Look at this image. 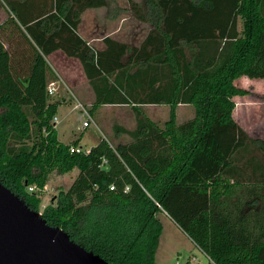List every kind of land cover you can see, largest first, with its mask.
Here are the masks:
<instances>
[{"label": "trees", "instance_id": "16d2710c", "mask_svg": "<svg viewBox=\"0 0 264 264\" xmlns=\"http://www.w3.org/2000/svg\"><path fill=\"white\" fill-rule=\"evenodd\" d=\"M0 3L7 187L38 211L50 175L78 169L42 216L109 264H158L163 213L214 264H264V139L235 118V98L248 93L236 81L264 79V0H130L133 15L154 28L139 45L107 36L104 49L78 29L82 14L107 0ZM56 51L80 60L94 91L92 114L108 104L132 108L135 126L114 127L128 140L101 137L76 152L79 139L60 140L53 118L64 101L47 90ZM148 104L169 105L170 119L150 118ZM180 104L195 116L178 123Z\"/></svg>", "mask_w": 264, "mask_h": 264}, {"label": "rangeland", "instance_id": "374dc122", "mask_svg": "<svg viewBox=\"0 0 264 264\" xmlns=\"http://www.w3.org/2000/svg\"><path fill=\"white\" fill-rule=\"evenodd\" d=\"M120 3L121 7L125 6L121 12V17H123L122 26L130 27L131 20L128 19L130 14L128 0H120ZM6 18L7 12L0 3V23ZM102 18V12L88 14L87 18H85L84 26H82L86 29L83 31L84 36H87L89 34L88 29L90 30V27H92L98 19L102 20ZM138 27H140V29L136 35L138 37L136 43L146 34V31H143L141 27L150 26L146 23L138 22ZM113 29L114 25L111 24L108 30L113 31ZM103 35L104 34H99L98 36L102 37ZM125 35L126 34L122 32V37H125ZM95 43L97 46H100L101 42ZM50 61L60 70L59 72L62 76L67 79V73L57 64L58 60L54 61L50 59ZM82 75L83 74H81L79 70L75 71L73 75L80 84L85 82L82 79ZM68 84L74 95L70 92L65 93V88L60 87L58 93L53 96V99L64 101L58 109V121L56 122L58 136L61 141L72 143L79 139V148L82 150H89L99 142L101 137H106L115 144L118 141L128 140V136L126 135L118 137L119 135L115 132L114 127L116 125H122L133 128L135 126V114L130 106H100L92 114L94 123L84 128L83 121L86 117H83L80 109L75 106L77 103L76 99L81 101L90 111L93 97L89 95L82 96L71 86L69 81ZM236 84L248 91L246 95L235 98L236 120L252 137L264 139V79L242 77L236 81ZM145 113L156 122L162 124L170 119V106L167 104L149 106L145 108ZM194 116L195 108L192 105L186 108H177L178 123L190 120ZM78 173V169H75L73 172L67 174H60L55 171L50 175L47 185L42 190L40 189L42 202L38 211L41 214L48 205L56 204L59 193L62 190L66 191L70 188ZM29 191H32L30 187ZM159 218L163 223V234L157 250L156 260L158 264H177V262L178 264H187L193 256H196L203 264H214L178 227V225L166 215V213L160 214Z\"/></svg>", "mask_w": 264, "mask_h": 264}, {"label": "water", "instance_id": "95a60500", "mask_svg": "<svg viewBox=\"0 0 264 264\" xmlns=\"http://www.w3.org/2000/svg\"><path fill=\"white\" fill-rule=\"evenodd\" d=\"M0 264H109L0 180Z\"/></svg>", "mask_w": 264, "mask_h": 264}, {"label": "crops", "instance_id": "0c3cea01", "mask_svg": "<svg viewBox=\"0 0 264 264\" xmlns=\"http://www.w3.org/2000/svg\"><path fill=\"white\" fill-rule=\"evenodd\" d=\"M107 1H108L107 6H102V7H98V8H89L82 14V22H81L80 27L78 29L79 34L84 39H86L92 46H94L97 49H104L105 48V44H104L103 39L107 36H110V37H112L116 40L122 41V42L129 43L130 45H139L145 39V37L147 36L149 31L154 28L152 23L143 22V21L138 20L133 15L132 10L129 9L130 14H129L128 19L131 20L130 21L131 24H130V27H123L122 26L123 25V23H122L123 17H121V12L125 8V6L121 7L120 0H107ZM129 1L130 0H128V4H129ZM136 1H138V0H136ZM101 12L103 14L102 20L98 19L97 22H95V24L92 27H90V30L88 29L89 34L88 35L86 34L87 36H84L83 31L85 28L82 26H84L85 18H87V15L91 14V13H101ZM125 19H127V18H125ZM138 22L146 23L150 27H141L143 29V31H146V34H144L143 38L138 43H136V41L138 40L137 39L138 37L136 35L138 34L139 29H140V27H138ZM109 24L114 25L113 31L108 30V27H110ZM122 32H124V34H126L125 37H122ZM99 34H104V35L102 37H99L98 36ZM95 42H99V43L101 42L100 46H97ZM50 59H52L54 61L58 60V62H57L58 66H60V68H62V70L67 73L68 81L70 82L71 86L73 88H75L76 91H78L79 94H81L82 96L89 95V96L93 97V99H94V91L91 88V86L88 82V79L86 78L83 67H82L81 62L78 58L68 57L62 51H56L48 57V61H49V64L51 66V69L55 74L53 79H57V76L59 75L68 84L67 79L62 76V74L59 72L60 70L53 63H51ZM59 59H61V60H59ZM78 70L81 71V74H83L82 79L85 81L83 84H80L73 76L75 71H78ZM68 86H69V84H68ZM64 91H65V93L67 92L66 89H64ZM71 91H72V89H71ZM93 99H92V102H93ZM108 105H110V104H108ZM158 105H161V104H148L146 106V108H148L149 106H158ZM189 105L190 104H180V105H178L177 108H180V107L186 108ZM115 106H125V105H115ZM56 127H57V124H56Z\"/></svg>", "mask_w": 264, "mask_h": 264}, {"label": "built area", "instance_id": "2783aa9c", "mask_svg": "<svg viewBox=\"0 0 264 264\" xmlns=\"http://www.w3.org/2000/svg\"><path fill=\"white\" fill-rule=\"evenodd\" d=\"M62 86L67 90L68 93L70 92L72 95H74V94L72 93L73 91H71V89H70V87L68 86V84H67V83L65 82V80H64L62 77H60L59 75L57 76V79H53V80L48 84V87H47L48 93H49L50 95H55V94L58 93L59 88L62 87ZM76 101H77V103H76L75 106H76L78 109H80V111H81V113H82V116H83V117H86V119L83 121V127H84V128H87V127H89L91 124L94 123L93 116H92V114L90 113L89 109H87V107H86L81 101H79L78 99H76ZM53 121H54V122H57V121H58V117L55 116V117L53 118ZM70 150H71V152H76V151H79L80 148H79V147H75V146H71ZM30 189H31V190H34L35 187H34V186H30ZM110 189H111V190H115V189H116V188H115V185H111V186H110ZM128 189H129V187L127 186V187H126V190H128ZM207 257H208V256H207ZM208 258H209V257H208ZM209 259H210V258H209ZM189 262L192 263V264H196V263H197V264H203V263H201V262L198 260V258H197L196 256H193V257L190 259ZM177 264H178V262H177Z\"/></svg>", "mask_w": 264, "mask_h": 264}]
</instances>
